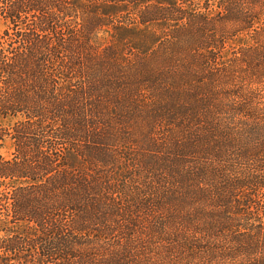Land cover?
Returning a JSON list of instances; mask_svg holds the SVG:
<instances>
[{
  "label": "trees",
  "instance_id": "obj_1",
  "mask_svg": "<svg viewBox=\"0 0 264 264\" xmlns=\"http://www.w3.org/2000/svg\"><path fill=\"white\" fill-rule=\"evenodd\" d=\"M6 140L0 264H264V0H0Z\"/></svg>",
  "mask_w": 264,
  "mask_h": 264
},
{
  "label": "rangeland",
  "instance_id": "obj_2",
  "mask_svg": "<svg viewBox=\"0 0 264 264\" xmlns=\"http://www.w3.org/2000/svg\"><path fill=\"white\" fill-rule=\"evenodd\" d=\"M124 31L126 32L125 35L126 38L124 39L125 41L134 38V36L130 32H127L126 30ZM122 34L124 35V33ZM121 37H122L121 33H117L115 35L114 30H111L110 33L100 34V41L101 43H112V42L116 43L119 45V48L123 49L125 47V44L123 43L124 40L123 41L119 40ZM12 152H13V146L10 140L0 142V154H2L5 157H10Z\"/></svg>",
  "mask_w": 264,
  "mask_h": 264
}]
</instances>
